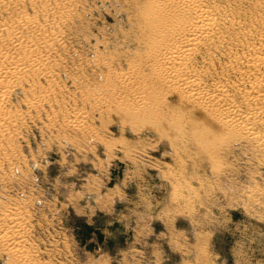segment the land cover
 Wrapping results in <instances>:
<instances>
[{
  "label": "rangeland",
  "instance_id": "374dc122",
  "mask_svg": "<svg viewBox=\"0 0 264 264\" xmlns=\"http://www.w3.org/2000/svg\"><path fill=\"white\" fill-rule=\"evenodd\" d=\"M137 2L0 0V80L33 69L3 84L0 224L32 264H264V102L245 98L260 72L236 70L264 38V0L205 2L220 8L224 53L219 70L197 65L259 119L201 151L169 118L194 122L177 95L138 108ZM1 246L0 264H17Z\"/></svg>",
  "mask_w": 264,
  "mask_h": 264
},
{
  "label": "bare ground",
  "instance_id": "6f19581e",
  "mask_svg": "<svg viewBox=\"0 0 264 264\" xmlns=\"http://www.w3.org/2000/svg\"><path fill=\"white\" fill-rule=\"evenodd\" d=\"M206 1L138 0L137 23L141 30L138 41L143 47L141 65L146 72L137 66L132 69L135 77L137 75L141 77V83L138 84L139 87L142 85L139 110L142 108L152 114V109H157L160 102L155 99L159 92L177 95L176 98L179 99L181 107L190 109L194 114L188 121L194 122L191 124L185 122L184 116L169 118L182 128L184 136L189 134L191 140L196 142L195 146L199 151L202 146L211 148L212 140L218 133L220 137H225L226 133L241 131L246 134H255V126L259 119V114L253 116L250 112H243L233 103L230 92L231 86L235 84L231 85L222 80L209 84L204 76L212 71L197 65L198 56L202 55L216 67L211 56L221 59L224 53V50L222 53L220 49L223 33L222 21L218 14L220 8L206 4ZM234 17L237 16L234 15ZM219 39L221 43L218 42ZM259 44L260 46L255 43L248 44L252 53L243 61L245 63L243 69L237 68L234 64L231 65L243 74L254 70L260 72L254 76L250 90L245 92V98L249 103L264 102V38ZM25 69L33 70L29 63L21 64L20 62L5 69L4 81L0 80V105L4 104L5 86L3 84L13 73ZM216 69L219 70L217 67ZM223 69L225 70L226 67L222 64ZM127 82L132 84L130 80ZM115 107L122 113L126 111V115L132 116L137 121L140 120L138 112H133L134 110L129 108L125 110L127 108L122 105ZM197 113L199 118L195 120ZM0 227L2 251L17 264H32L26 249L24 250L19 244L20 233L14 229V225L1 223Z\"/></svg>",
  "mask_w": 264,
  "mask_h": 264
}]
</instances>
